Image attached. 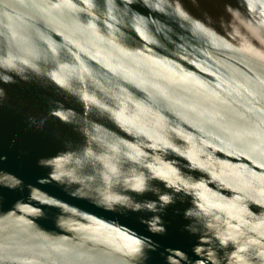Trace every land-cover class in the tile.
I'll return each instance as SVG.
<instances>
[{
  "label": "water",
  "instance_id": "water-1",
  "mask_svg": "<svg viewBox=\"0 0 264 264\" xmlns=\"http://www.w3.org/2000/svg\"><path fill=\"white\" fill-rule=\"evenodd\" d=\"M173 259L264 264V0H0V264Z\"/></svg>",
  "mask_w": 264,
  "mask_h": 264
},
{
  "label": "snow or ice",
  "instance_id": "snow-or-ice-1",
  "mask_svg": "<svg viewBox=\"0 0 264 264\" xmlns=\"http://www.w3.org/2000/svg\"><path fill=\"white\" fill-rule=\"evenodd\" d=\"M178 11H179V9H178ZM180 14H181V15H184V13H183L182 11H181ZM57 114L59 115V113H57ZM48 163H53V162H52V161H48ZM57 163H58V162H57ZM163 198H164L165 200L168 199L167 196H165V197H163ZM136 250L138 251V249H136ZM176 255L179 256V255H180V252H177ZM173 264H183V261L173 259ZM199 264H205V262L201 261V262H199Z\"/></svg>",
  "mask_w": 264,
  "mask_h": 264
}]
</instances>
